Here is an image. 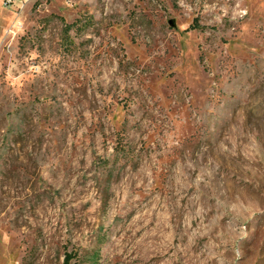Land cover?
Returning a JSON list of instances; mask_svg holds the SVG:
<instances>
[{
	"label": "rangeland",
	"instance_id": "1",
	"mask_svg": "<svg viewBox=\"0 0 264 264\" xmlns=\"http://www.w3.org/2000/svg\"><path fill=\"white\" fill-rule=\"evenodd\" d=\"M21 1L0 264H264V0Z\"/></svg>",
	"mask_w": 264,
	"mask_h": 264
},
{
	"label": "built area",
	"instance_id": "2",
	"mask_svg": "<svg viewBox=\"0 0 264 264\" xmlns=\"http://www.w3.org/2000/svg\"><path fill=\"white\" fill-rule=\"evenodd\" d=\"M21 0H3V5L7 9H13L15 7H20Z\"/></svg>",
	"mask_w": 264,
	"mask_h": 264
},
{
	"label": "trees",
	"instance_id": "3",
	"mask_svg": "<svg viewBox=\"0 0 264 264\" xmlns=\"http://www.w3.org/2000/svg\"><path fill=\"white\" fill-rule=\"evenodd\" d=\"M70 28V26L67 27V30Z\"/></svg>",
	"mask_w": 264,
	"mask_h": 264
}]
</instances>
